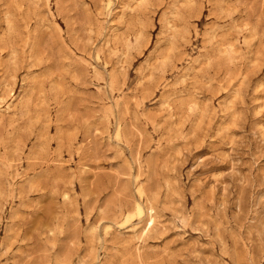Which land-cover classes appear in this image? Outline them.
<instances>
[{
    "label": "rangeland",
    "instance_id": "obj_1",
    "mask_svg": "<svg viewBox=\"0 0 264 264\" xmlns=\"http://www.w3.org/2000/svg\"><path fill=\"white\" fill-rule=\"evenodd\" d=\"M0 264H264V0H0Z\"/></svg>",
    "mask_w": 264,
    "mask_h": 264
}]
</instances>
